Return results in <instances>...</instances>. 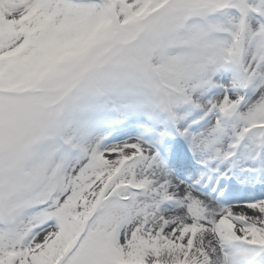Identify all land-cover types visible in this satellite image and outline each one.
I'll return each mask as SVG.
<instances>
[{"label":"snow or ice","instance_id":"snow-or-ice-1","mask_svg":"<svg viewBox=\"0 0 264 264\" xmlns=\"http://www.w3.org/2000/svg\"><path fill=\"white\" fill-rule=\"evenodd\" d=\"M0 264H264V0H0Z\"/></svg>","mask_w":264,"mask_h":264}]
</instances>
